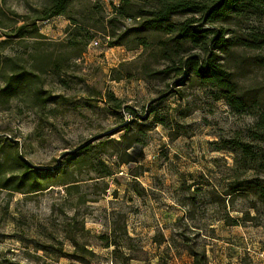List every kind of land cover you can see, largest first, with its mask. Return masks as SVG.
Masks as SVG:
<instances>
[{"label":"rangeland","instance_id":"1","mask_svg":"<svg viewBox=\"0 0 264 264\" xmlns=\"http://www.w3.org/2000/svg\"><path fill=\"white\" fill-rule=\"evenodd\" d=\"M92 1L106 15L119 3ZM44 3L0 0V23L11 33L15 15ZM68 24L62 16L38 23L50 43L40 53L67 62L61 79L48 71L29 76L31 84L10 99L0 80V181L17 186L19 157L42 189L0 188V264H81L59 256L60 248L73 251L64 231L95 254L83 255L88 264H192V251L204 264H264V206L244 190L231 192L233 177L240 182L255 172L236 169L234 160V141L260 145L249 137L254 116L232 112L188 73L148 75V66L161 69L164 62L141 48L109 47L97 36L74 59L56 44ZM228 29L264 35V17ZM7 46L0 58L36 72L33 42L11 39ZM233 52L227 65L240 88L264 98V48ZM7 63L5 71L12 68ZM109 94L122 101L120 109L107 103Z\"/></svg>","mask_w":264,"mask_h":264},{"label":"trees","instance_id":"2","mask_svg":"<svg viewBox=\"0 0 264 264\" xmlns=\"http://www.w3.org/2000/svg\"><path fill=\"white\" fill-rule=\"evenodd\" d=\"M29 8L30 14L15 15L17 21L10 24V28L13 27L11 33L6 32L8 24L0 23V38H6L0 42L1 51L8 47L11 39H17L20 43L33 42L36 46L34 50L39 51L33 56L36 72L24 69L13 59L0 58V80L3 82L2 93L5 98L10 99L24 86L31 84L29 76H41L48 71L60 78L65 73L67 62L62 56L54 58L52 54L40 53L41 48L39 50L40 46L50 43L39 32L38 23L53 17L62 16L68 20L64 40L56 44L71 49L74 59H79L86 46L97 36L103 38L109 47H124L128 51L141 48L143 56L157 59L156 62H164L161 69L148 66V75L165 78L169 74L179 77L188 73L197 83L214 88L232 112L254 116V123L248 130L249 137L255 142L259 141L260 145L258 149H253L250 144L234 141L235 146L240 148L234 160L236 169L255 172L250 179L240 182L239 177H233L231 192L244 190L264 206V98L257 90L240 88L233 70L227 65V59L235 54L234 48L249 51L264 48L262 33L231 34L228 29L232 25L247 21L250 17H264V0H119L118 6L112 7V12L108 15L99 3L92 0H46L40 7ZM17 23L21 25L16 27ZM23 29L27 30V35L21 38L19 32ZM7 62H12L9 71H5ZM107 98V103L112 109L121 108V100L112 94ZM128 124H124L122 130L129 129ZM131 142L127 143L124 151L132 146ZM84 147L80 148V151H85ZM69 154L75 155L76 152ZM129 161L121 159L122 163ZM14 164L21 171L20 175L13 179L14 183L12 182L17 186L14 188L11 183L0 181V188L18 191L19 187L26 183L28 193L42 190L38 187L40 185L36 183V179L35 182L30 175V167L26 166L22 159L16 157ZM34 174L37 177L38 171ZM259 174H262V177H259ZM46 185L64 183L48 181ZM64 237L72 245L73 251L67 254L60 248V257L81 264H88L84 254L95 257L92 251L77 241L76 235L64 231ZM191 255L192 264H204V256L193 251Z\"/></svg>","mask_w":264,"mask_h":264}]
</instances>
